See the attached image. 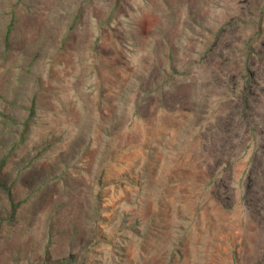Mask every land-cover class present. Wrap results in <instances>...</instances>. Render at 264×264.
<instances>
[{
    "label": "rangeland",
    "instance_id": "obj_1",
    "mask_svg": "<svg viewBox=\"0 0 264 264\" xmlns=\"http://www.w3.org/2000/svg\"><path fill=\"white\" fill-rule=\"evenodd\" d=\"M0 264H264V0H0Z\"/></svg>",
    "mask_w": 264,
    "mask_h": 264
}]
</instances>
